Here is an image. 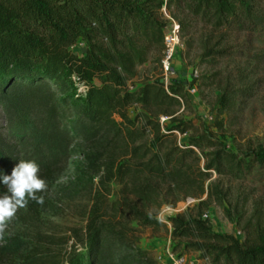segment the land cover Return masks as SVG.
Segmentation results:
<instances>
[{"label": "trees", "instance_id": "1", "mask_svg": "<svg viewBox=\"0 0 264 264\" xmlns=\"http://www.w3.org/2000/svg\"><path fill=\"white\" fill-rule=\"evenodd\" d=\"M171 4L184 5L216 30H240L261 20L255 15L257 0H0V107L11 123L5 135L36 136L46 148L37 160L40 176L50 186L72 139L70 154L80 160L71 163L75 175L69 186L89 185L84 237L75 240L74 234L72 243L86 244L82 262L63 261L54 250L70 239L53 241L39 233L30 239L16 232L0 241V264H159L136 246L132 222L165 227L148 214L149 207L204 196L194 215L166 220L170 237L187 240L186 249L213 264H264V236L241 242L216 234L200 210L211 197L206 180L212 172L239 179L255 164L264 165V149L236 154L211 134L178 121L175 108L187 102L183 82L128 85L151 49L163 48L165 23L158 15ZM78 43L85 50L81 56L70 50ZM77 84L84 87L82 94ZM236 94L223 95L222 108H232ZM130 108L136 110L133 117ZM161 116L171 125L161 124ZM187 131L192 133L178 143L176 132ZM3 150L8 165L12 150L9 145ZM111 185L118 190L107 206ZM6 191L0 183V195ZM42 205L30 201L16 217L30 226ZM27 237L31 241L25 243Z\"/></svg>", "mask_w": 264, "mask_h": 264}, {"label": "rangeland", "instance_id": "2", "mask_svg": "<svg viewBox=\"0 0 264 264\" xmlns=\"http://www.w3.org/2000/svg\"><path fill=\"white\" fill-rule=\"evenodd\" d=\"M257 1L255 15L261 20L240 30L213 29L203 20L192 16L184 5L180 8L174 4L169 8L163 7L158 17L165 23L164 31H170L173 24L179 26L183 20L170 61V72L165 76L161 68L163 48H152L147 61L136 68V77L128 83L129 87L133 84L139 87L155 79H160L165 85L174 81L183 82L187 102L175 108L174 117L180 122L190 123L199 133L211 134L227 151L243 156L258 147L264 149V0ZM82 49L84 46L81 43L70 48L77 56L82 55ZM95 84L98 82L95 81ZM76 88L80 94L85 91L82 84H77ZM234 92H237L234 95L235 105L230 109L222 108L219 99L223 95L232 97ZM128 112L133 117L136 110L130 108ZM160 123L171 125L169 118L165 116L160 117ZM10 125L0 107V140L12 150L9 158L12 163L7 165V155L3 150L7 146L0 143L3 162L0 164V177L10 175L20 160H35L38 163V158L46 149L37 143L36 136L32 133L21 134L20 138L15 137L14 132L6 136ZM191 133L187 131L181 135L176 132L177 142H185ZM149 139L150 136H146L144 141ZM74 144L72 139L68 140L66 154L60 157L57 182L53 186L47 185V191L42 193L45 202L35 217L37 221L24 226L16 217L8 224L4 237H11L19 232L23 238L27 234L30 239L36 233L53 241L57 239L66 242L70 239L67 245L54 250L63 261L72 259L79 263L86 256V244L72 243L74 234L75 240L80 234H84L83 217L89 206L85 189L89 185L75 189L69 186L75 175L71 163L80 160L70 154ZM207 185L211 187V197L200 210L205 213L204 218L209 220L212 232L234 236L241 242L264 236V165L255 164L249 174H244L239 179L212 172L206 180ZM117 190L116 185H111L107 206L115 199ZM205 198H187L174 206L159 207L154 204L149 207L148 214L163 221L166 226L140 227L133 221L131 225L137 229L136 246L148 251L151 257L160 262L169 260L168 254L173 253L184 257L187 264H213L209 258L186 249L187 240L172 239L170 224L166 221L177 215H194L199 202ZM19 211L17 213L20 215L25 209ZM30 239L27 237L24 242L28 243Z\"/></svg>", "mask_w": 264, "mask_h": 264}, {"label": "clouds", "instance_id": "3", "mask_svg": "<svg viewBox=\"0 0 264 264\" xmlns=\"http://www.w3.org/2000/svg\"><path fill=\"white\" fill-rule=\"evenodd\" d=\"M7 191L0 195V241L5 230L20 209H25L30 201L42 205L43 195L47 191V182L40 176V166L35 160H20L10 175L0 177Z\"/></svg>", "mask_w": 264, "mask_h": 264}, {"label": "built area", "instance_id": "4", "mask_svg": "<svg viewBox=\"0 0 264 264\" xmlns=\"http://www.w3.org/2000/svg\"><path fill=\"white\" fill-rule=\"evenodd\" d=\"M178 30L179 26L176 24L172 26L170 31H164L163 37V57L161 60V68L165 76L169 74L171 66L170 61L173 57L174 48L178 42ZM169 260L167 261H157L159 264H187L184 257L175 256L173 253L168 254Z\"/></svg>", "mask_w": 264, "mask_h": 264}, {"label": "water", "instance_id": "5", "mask_svg": "<svg viewBox=\"0 0 264 264\" xmlns=\"http://www.w3.org/2000/svg\"><path fill=\"white\" fill-rule=\"evenodd\" d=\"M82 53H85V50L84 49H82Z\"/></svg>", "mask_w": 264, "mask_h": 264}]
</instances>
